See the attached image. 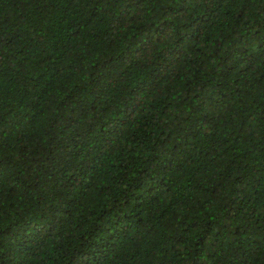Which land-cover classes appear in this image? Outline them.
Instances as JSON below:
<instances>
[{
	"label": "trees",
	"instance_id": "trees-1",
	"mask_svg": "<svg viewBox=\"0 0 264 264\" xmlns=\"http://www.w3.org/2000/svg\"><path fill=\"white\" fill-rule=\"evenodd\" d=\"M0 264H264V0H0Z\"/></svg>",
	"mask_w": 264,
	"mask_h": 264
}]
</instances>
